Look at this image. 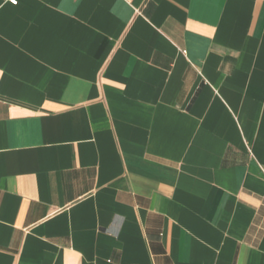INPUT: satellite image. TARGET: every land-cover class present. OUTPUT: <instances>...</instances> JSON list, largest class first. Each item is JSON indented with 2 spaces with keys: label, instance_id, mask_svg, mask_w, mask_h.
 <instances>
[{
  "label": "crops",
  "instance_id": "0c3cea01",
  "mask_svg": "<svg viewBox=\"0 0 264 264\" xmlns=\"http://www.w3.org/2000/svg\"><path fill=\"white\" fill-rule=\"evenodd\" d=\"M0 264H264V0H0Z\"/></svg>",
  "mask_w": 264,
  "mask_h": 264
},
{
  "label": "built area",
  "instance_id": "2783aa9c",
  "mask_svg": "<svg viewBox=\"0 0 264 264\" xmlns=\"http://www.w3.org/2000/svg\"><path fill=\"white\" fill-rule=\"evenodd\" d=\"M11 2H13L14 4H16L18 2V0H11Z\"/></svg>",
  "mask_w": 264,
  "mask_h": 264
}]
</instances>
